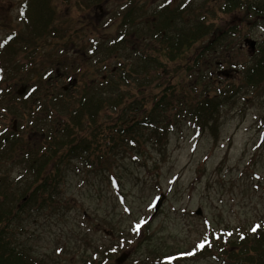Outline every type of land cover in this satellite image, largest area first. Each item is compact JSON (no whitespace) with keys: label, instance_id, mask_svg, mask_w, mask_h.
Returning a JSON list of instances; mask_svg holds the SVG:
<instances>
[{"label":"rangeland","instance_id":"374dc122","mask_svg":"<svg viewBox=\"0 0 264 264\" xmlns=\"http://www.w3.org/2000/svg\"><path fill=\"white\" fill-rule=\"evenodd\" d=\"M39 1L37 20L43 29L41 34H32L18 16L22 1L0 0V38L13 32L20 36L23 32L30 33L25 44L22 41L18 48L15 47V55L5 52L3 58L0 56L4 61L13 58L6 64L18 73L13 83L7 81L12 83L8 90L17 96L22 88L35 85L40 87L37 91L30 87L24 93L44 100L47 95L60 93L68 78L76 76L78 66L81 67L78 76L90 73L86 79L90 81L98 72L93 62L99 57L94 45L98 48L99 44H107L100 57L108 68L105 73H108L119 60L114 55L123 52L115 53L118 50L110 47L114 42L108 45L115 30L113 25L106 28L105 24H112L125 13L126 8L121 10L125 0H94L92 4L85 0L81 3L82 8L69 1ZM202 1L192 3L200 5ZM148 4L145 2L141 9L147 10ZM205 4L207 11L216 15L212 19L207 13L209 20H231V26H236L232 31L247 34L246 38L256 41L261 39L263 45L264 21L258 29L254 24L248 25L258 19L242 12L240 6L232 11H219L220 2L206 0ZM51 5H58L57 24L47 21L46 27L44 23L47 16L49 20V12L55 13ZM83 11L90 16L80 18L85 15ZM134 17H137L134 21H138L144 14L136 12ZM227 38L230 41L234 36L231 34ZM235 39L231 62L245 65L249 49L243 47V41ZM127 40L132 41L133 46L138 44L133 38ZM199 45L202 46V40L193 45L191 52L197 51ZM86 50L93 52L84 55ZM170 65L177 68L180 79L185 73L183 69ZM239 78L242 74L227 79V89L231 90L230 84L238 82ZM207 79L203 77L204 83ZM0 80L6 81L5 69L0 70ZM259 84L227 101L226 108L201 130L200 122H197L199 127H194L192 120L177 116L174 117L177 125L161 144L154 145L145 140L141 152L113 153L110 162L100 167L87 168L78 161H65L57 196L60 207L53 212H34L25 219L20 237L23 245L34 255L44 256L51 264H82L95 253L99 254L96 248L103 250L109 246L116 248V252L106 264H238L229 253L224 255L217 250L216 241L222 237L238 241L239 235L248 234L258 221L264 220V81ZM8 99H12L8 106L13 105L18 111L23 109L12 94ZM51 109L63 116L56 104H51ZM17 114L15 111L1 119L0 129L13 126L15 131L17 128L22 131L29 125L27 118L20 121ZM208 125L215 126L214 134ZM29 127L48 130L52 125L43 123ZM24 136L28 141L36 138L26 130ZM98 144L102 147L99 140ZM9 170L10 177L19 173L17 166L12 167L1 158L0 174ZM161 195L164 199L154 213V202ZM64 204L68 205L67 209L62 207ZM198 209L200 215H195ZM137 225L141 227L138 233L135 231ZM145 227L147 229L143 230ZM251 238L250 235L246 242ZM206 242L203 249L198 248ZM190 253L194 254L191 256ZM122 254H126L127 259L117 263ZM174 255L183 257L170 263V259L178 257ZM158 259L161 261L157 262Z\"/></svg>","mask_w":264,"mask_h":264},{"label":"trees","instance_id":"16d2710c","mask_svg":"<svg viewBox=\"0 0 264 264\" xmlns=\"http://www.w3.org/2000/svg\"><path fill=\"white\" fill-rule=\"evenodd\" d=\"M24 1L27 4L23 9L26 28L32 34H41L40 23H34L30 16L33 5V18L36 16L40 1ZM227 4L232 11L240 6V0H228ZM203 20L201 22L205 24L207 20ZM192 30L189 28L182 34L179 45L174 48L171 46L173 38L163 36L159 40L163 45L160 48L163 56L156 55L155 48L150 54L144 47H141L140 55L128 52L119 61L115 73L101 74L99 81L91 86L84 83L74 87L65 93L67 100L61 99L57 103L49 100L48 95L44 100L32 98L34 95L24 99L15 96L8 89L18 73L11 66L5 68L6 81L0 80V120L16 111V117L20 116V121L27 118L29 125L22 131L17 128L16 132L6 126L0 129V160L3 158L19 170L16 177H10V170L0 174V264H51L44 256L34 255L20 237L22 224L32 213L58 211L61 205L57 199L58 187L63 180L65 161H78L87 168L100 167L110 162L113 153L141 152L145 140L154 145L161 144L177 125L174 120L177 116L192 120L194 127L200 122L201 130L226 108L227 101L264 81V43L258 57H253H257L253 65L247 66L242 71V78L231 83V90H228L227 76L236 65L227 56L216 54L219 50L223 53L221 48L225 47L228 38L217 37L212 44L199 45L197 51L191 52L196 39L201 40L206 35L204 25ZM237 33V30L232 31L233 39ZM29 35L21 33L24 44ZM15 51L13 45L6 50L7 53ZM170 64L183 69L185 73L180 79L177 68ZM204 76L208 78L207 83H204ZM8 80L12 81L11 85ZM11 94L22 104V110L8 106ZM51 104H56L63 116L56 114ZM41 121L53 123V127L48 130L29 127L39 125ZM208 128L214 134L215 126L208 125ZM25 130L40 135L28 141ZM98 140L102 147L98 146ZM62 207L67 209L68 205ZM255 226H260L255 233L241 234L236 238L238 241L230 240V237L218 239L216 248L224 255L229 253L237 263L263 264L264 220ZM250 235L253 239L246 242ZM96 250L99 254L95 253L82 264H106L116 252V248L110 246Z\"/></svg>","mask_w":264,"mask_h":264},{"label":"flooded vegetation","instance_id":"af4514ba","mask_svg":"<svg viewBox=\"0 0 264 264\" xmlns=\"http://www.w3.org/2000/svg\"><path fill=\"white\" fill-rule=\"evenodd\" d=\"M62 1H69L75 3L76 6L79 8H82L83 6L81 3H83L85 0H62ZM91 4L94 0H87ZM249 1L250 0H241V7L242 12H245L247 15L250 14L249 11ZM145 2H149L148 8L141 9V5H143ZM220 2V0H215V3ZM61 3V0H60ZM194 3V0H193ZM191 2H185V0H171V3L168 2V0H125L122 4L121 10H124L126 8L125 13L117 18L114 22L112 21V24L107 23L106 28L110 25H113V29L115 30V35L113 37L114 41V48H116L119 51H122V55H114L115 58H122L125 57L128 52H134V53H141L142 48L144 47L145 51L147 53L152 52V48H155L156 55L163 56L162 53H164L162 50H160L163 45L160 43V39L163 36L173 38L174 42L171 44V46L176 47L180 43V38L182 37V34H186L189 31V28H193L192 31L195 29H199L200 25H204L206 29V35L204 36L205 40H208L210 42L212 39H215L216 36L221 37L222 32L223 34H230L231 30V20L229 21H222L221 22H212L213 27L207 28V22L203 24L199 18H196V15H200V5L198 4V8L196 9V5H194ZM206 0H203L201 4H205ZM259 4L262 3L258 2ZM85 5V4H84ZM52 6V5H51ZM53 12H49V21L50 23L56 22L55 16L57 15L58 19V12L56 10L58 9V5H54ZM187 7V12H190L191 18L188 24L184 23V8ZM208 7V6H207ZM207 7L201 8L203 13L206 17L207 13L211 15V11H207ZM244 9V10H243ZM101 11V9L99 8ZM120 10V7H119ZM143 12L144 17L139 18L138 21H134L137 17H134L136 12ZM148 11V12H147ZM46 13V12H45ZM83 13L86 15L80 16V18H87L88 13L87 11H83ZM230 13V12H229ZM47 15V13H46ZM104 15V14H102ZM108 17V16H107ZM106 17V18H107ZM260 20L264 19V16L262 15H255ZM213 19V17H211ZM211 19V21H213ZM119 20V21H118ZM117 22V24H116ZM104 25V27H105ZM104 27L100 26V29H105ZM83 35H86L85 33H82ZM243 37H247V34H242ZM128 37L133 38L134 41H138L137 46L132 45V41L127 40ZM134 43V42H133ZM96 53L99 54V57L97 56V59L93 62V65H95L98 69V73L106 72L108 68H106L105 65L101 62V52L103 51L99 44L98 48L96 45ZM123 49V50H122ZM91 55L93 50H89L85 52ZM140 55V54H139ZM76 62V59L73 61ZM90 62L92 63L91 59ZM55 64H59V62H55ZM79 67V66H78ZM81 68V67H80ZM114 71V69H112ZM57 72V70L55 71Z\"/></svg>","mask_w":264,"mask_h":264},{"label":"water","instance_id":"95a60500","mask_svg":"<svg viewBox=\"0 0 264 264\" xmlns=\"http://www.w3.org/2000/svg\"><path fill=\"white\" fill-rule=\"evenodd\" d=\"M23 91H24V88L21 89L20 91H18V93H19V94H22ZM162 200H163V197H161V198L156 202L155 209H154L155 212L157 211V209H158L159 205L161 204ZM195 214H196V215H200V210H197ZM126 258H127V255H126V254H122V255L117 259V263H121V262H123Z\"/></svg>","mask_w":264,"mask_h":264},{"label":"snow or ice","instance_id":"6c2138e0","mask_svg":"<svg viewBox=\"0 0 264 264\" xmlns=\"http://www.w3.org/2000/svg\"><path fill=\"white\" fill-rule=\"evenodd\" d=\"M169 3H171V0H168ZM9 40L11 39V37L8 38ZM5 43H7V41H5ZM4 45L3 44H0V48H2ZM260 226H255L253 227L252 231L255 233L257 231V229L259 228ZM139 229H140V225H137L136 228H135V231H137V233L139 232ZM229 235H231L229 233ZM243 238V237H241ZM210 246V245H209ZM205 247V244L201 243L200 245H198V248L199 249H203ZM113 251H115V249H113ZM194 253H190L189 255H193Z\"/></svg>","mask_w":264,"mask_h":264}]
</instances>
